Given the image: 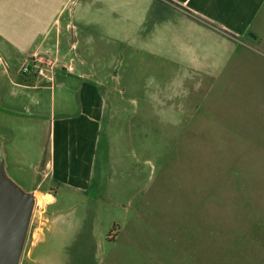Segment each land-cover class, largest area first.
<instances>
[{
  "label": "rangeland",
  "instance_id": "obj_1",
  "mask_svg": "<svg viewBox=\"0 0 264 264\" xmlns=\"http://www.w3.org/2000/svg\"><path fill=\"white\" fill-rule=\"evenodd\" d=\"M83 6L100 28L80 25ZM157 8L76 0L66 63L86 78L57 79L56 108L69 92L64 81H74L72 113L83 86V99L89 86L100 92L88 110L100 118L93 188L48 189L57 197L49 207L37 196L31 231L43 240L26 243L20 264H264V35L257 28L256 44L229 45ZM259 12L257 22L264 3ZM3 120L0 154L29 192L43 179L47 126L5 120L8 132Z\"/></svg>",
  "mask_w": 264,
  "mask_h": 264
},
{
  "label": "crops",
  "instance_id": "obj_2",
  "mask_svg": "<svg viewBox=\"0 0 264 264\" xmlns=\"http://www.w3.org/2000/svg\"><path fill=\"white\" fill-rule=\"evenodd\" d=\"M141 1L146 9L151 10L156 6L163 15L178 13L183 20L192 21L190 24L197 30L203 25V31L208 35L218 36L220 32L229 45L239 39L250 40L256 44L258 36L264 35V19L257 22L261 15L259 7L264 0ZM75 3L76 0H0V113L4 117L3 123L9 120L12 125L20 127L28 124L30 120L34 124L47 126V138L37 156L43 163L40 168L43 179L31 190L51 197L47 207L56 204L57 197L52 191L58 186L83 194L91 192L98 162L100 118L98 115L96 116L99 119L88 115L89 107L95 105V95L98 97L100 94L98 88L87 87L83 99V86L80 90L82 109L78 113L74 108L72 113V106L67 100L70 102L72 99L74 81L67 83L69 85L64 81L61 85L69 92L62 93L66 100L59 106V113L56 108L57 79L86 78V74H78L72 64L66 63V52L73 44L64 38V32L72 31L74 27ZM127 6L128 3H125V8ZM77 19L84 27L98 29L101 25L98 15L86 6L79 10ZM257 28L258 36L255 34ZM35 57L54 63L53 69L48 72L51 78L26 75L22 72L25 64ZM91 72V76L97 75L95 69ZM5 126L9 132L11 125L5 122ZM17 129L14 127L13 134H18V138H12L14 142L8 147L12 150L13 147L14 150L17 149L20 142ZM39 142H42V137ZM0 156L4 158L7 170L6 158L2 153ZM41 161H31L30 166L37 169ZM12 164L16 168L22 167V161L19 160ZM38 234L41 242L43 231ZM108 238L117 240L116 235ZM32 249L29 257L33 262ZM36 260L38 258L33 263L37 264Z\"/></svg>",
  "mask_w": 264,
  "mask_h": 264
},
{
  "label": "water",
  "instance_id": "obj_3",
  "mask_svg": "<svg viewBox=\"0 0 264 264\" xmlns=\"http://www.w3.org/2000/svg\"><path fill=\"white\" fill-rule=\"evenodd\" d=\"M37 198L12 180L0 156V264H20Z\"/></svg>",
  "mask_w": 264,
  "mask_h": 264
},
{
  "label": "built area",
  "instance_id": "obj_4",
  "mask_svg": "<svg viewBox=\"0 0 264 264\" xmlns=\"http://www.w3.org/2000/svg\"><path fill=\"white\" fill-rule=\"evenodd\" d=\"M53 67H54V63L53 62L44 61V60H42L39 57H35L30 62H27L25 64V66L23 67V71L22 72L24 74H26V75H33L34 74V75H37V76H43V77L51 78V76L49 75L48 72L50 70H52ZM32 224H33V222L31 223V227H30V231H29L30 235H28V239H27V243L29 245H31V246H33L35 244L34 242H36L37 238L39 237L38 233L40 231V230H37L36 233H33L31 231ZM32 239H33V242H32Z\"/></svg>",
  "mask_w": 264,
  "mask_h": 264
},
{
  "label": "bare ground",
  "instance_id": "obj_5",
  "mask_svg": "<svg viewBox=\"0 0 264 264\" xmlns=\"http://www.w3.org/2000/svg\"><path fill=\"white\" fill-rule=\"evenodd\" d=\"M35 196H36V198L38 196V201H39L40 204H45L46 205L51 200L50 196L42 195V194L37 193V192H35Z\"/></svg>",
  "mask_w": 264,
  "mask_h": 264
}]
</instances>
